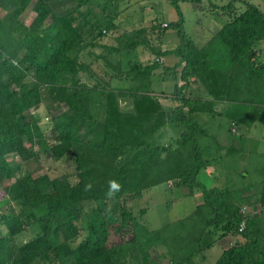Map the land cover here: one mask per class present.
<instances>
[{"label": "trees", "instance_id": "obj_1", "mask_svg": "<svg viewBox=\"0 0 264 264\" xmlns=\"http://www.w3.org/2000/svg\"><path fill=\"white\" fill-rule=\"evenodd\" d=\"M34 1L0 0V10L5 13L0 17V183L21 208L18 215L5 221L9 236L0 238V264H68L72 261L74 264H120L122 255L118 249L121 248H108L113 226L104 220L91 223L87 242L75 247L80 233L77 224L82 204L121 199L171 180L176 181V187L190 191L199 189L203 195V203L197 205L195 213L205 216L206 231L213 240L205 241L199 247L200 251L211 248V241L215 242V239L230 233L239 234V240L232 248L223 251L216 264H264L260 221L242 213L243 207L252 206L251 197L245 196L250 189H232L228 185L209 188L199 182L202 170L213 166L204 157L211 151V146L200 148L195 135L205 129L186 121L183 112L188 107V115L192 117L199 113H214L216 102L227 100L264 107V62H260L255 50L256 44L264 43V12L255 4L243 0L241 3L245 9L240 13L236 10V1L240 0H230L222 6L216 4V10L227 14L222 16L227 21L204 45L198 46L185 31L180 3H199L201 0H164L177 11L178 19L170 23V28L172 26L177 31L181 41L177 48L164 52L175 55L179 59L178 66L182 67L183 84L172 98L181 102V112L175 122L186 123L189 127L180 143V151L191 149L192 152L189 161L175 165L173 160L172 165V156L166 161V158L157 155V150L149 154L140 150L144 144L140 143L142 122L147 119L151 128L167 123L164 116L158 113L163 97L157 96L151 89L159 61L134 64L128 74H121L125 79L133 75L131 82L134 85L129 90H119L117 95L115 90H110L106 96L104 121H98L92 113L93 99L88 88L80 86L74 79L85 68L84 62L70 55L71 48H76V45L68 40L63 31L58 32L50 42L42 35H32L46 31L57 19L78 14L82 8L90 6L91 0H77L75 6L64 13H58L47 0ZM116 4V0H110L100 12L106 29H110V23L114 21L113 17H107V11ZM29 7L36 16L27 26L20 18ZM153 24L156 25L154 22L152 27ZM135 48L136 44L131 42L124 49L130 51ZM110 49L124 53L120 47L112 46ZM69 75L74 77L67 85ZM193 82L206 89L211 98L207 106L194 104L184 94ZM43 90H46L50 101L66 106L63 112L52 118L55 143L45 152L54 162L72 154L80 174V183L76 186L65 178L50 174L38 178L31 175L17 178L15 168L6 160L9 154H16L23 161L31 160L34 156L32 148L36 142L43 141L44 133L37 121L28 115L30 110L43 102ZM118 95L131 101L130 110H120ZM260 108L254 112L253 118L240 120V124L248 128L255 122L264 125V110ZM238 120L236 123H239ZM226 149V154L237 152L235 148ZM160 150L170 154L176 152L166 148ZM167 165L170 171L164 167ZM10 179L13 182L6 184ZM110 181L119 185L113 196L108 195ZM261 186L264 188L263 183L259 188ZM26 221L40 225L41 234L17 247L13 239L24 230ZM130 221L134 228H140L141 235L133 236L131 248L134 249L138 239L148 240L140 250L145 261L149 260L148 243L155 231L150 232L137 223L127 209L121 210L118 231L128 230L126 227ZM188 221L192 225L200 223ZM243 222L245 228L240 231ZM155 233L162 238L161 233ZM217 235L220 236L216 238Z\"/></svg>", "mask_w": 264, "mask_h": 264}, {"label": "rangeland", "instance_id": "obj_2", "mask_svg": "<svg viewBox=\"0 0 264 264\" xmlns=\"http://www.w3.org/2000/svg\"><path fill=\"white\" fill-rule=\"evenodd\" d=\"M36 1L38 0L34 2ZM47 1L58 13H64L65 10L72 9L77 0ZM109 1L91 0L90 6L82 8L78 14L66 19H57L46 31L32 35H42L50 42L58 32L63 31L68 40L76 45V48H71L70 55L77 56L80 62H84L85 68L75 77L69 75L66 83L70 85L74 77L80 86L88 88L93 99L92 113L98 121H104L107 107L106 96L110 90H115L114 94L117 95L119 90H129L134 85L131 82L133 75H129L127 79L120 75L128 74L134 64H151L158 60V68L154 71L151 89L157 96L163 97L158 113L164 116L167 123L159 128H151L148 124L150 121L143 120L144 122L140 125L141 135H143L140 143L144 144L140 150H145L147 154L157 150V155L162 159L166 158V161L172 156L170 160L172 165L173 160L175 165L187 162L191 158V149L181 152L180 143L183 142V136L189 131V127L186 123L175 122L181 112V102L172 99L183 84L182 67L178 66L179 59L175 55L164 54L165 51L177 48L181 43L177 31L172 26L170 28V23L178 19L177 11L171 3L164 0H116L118 4L109 8L106 14L107 17H113L114 21L110 23V29H106L100 12ZM229 1L201 0L199 3H180L185 19V31L198 46L205 44L217 33V25L224 24L225 20L222 16L227 14L225 15V12L221 14L216 8L218 5H227ZM243 1L255 4L264 12V0ZM236 2V10L240 13L245 6L241 0ZM4 15V11L0 10V17ZM35 16L33 9L29 7L20 20L30 26ZM154 22L156 25L153 24L152 27ZM208 26L214 32H210ZM114 28L117 29L116 32ZM104 30L107 31L106 34L103 33ZM131 42L136 44V48L128 52L124 48ZM112 46L124 49V53L119 54L109 50ZM258 46L264 47V43L261 42ZM257 58L260 62H264L262 55H258ZM184 94L196 105L207 106L208 102H211L206 89L196 82H193ZM166 96L169 97L165 98ZM118 97L120 110L123 112L130 110L131 101L125 96L118 95ZM50 100L46 90H43V102L28 112L44 133L43 141L36 142L32 148L33 158L23 161L16 154H9L6 160L11 167L15 168L17 178L27 175L38 178L50 174L53 177L65 178L71 185L76 186L80 183V174L71 158L72 154L68 158L54 162L45 152L55 143L52 118L66 109L64 104ZM258 107L264 110V107L258 104L251 105L227 100L217 101L214 113H200L192 117L188 115V107H185L183 112L186 121H191L199 125L200 129H205L204 132L197 131L195 135L200 148L207 149L211 146V151L205 153L204 157L210 160V165L213 166L209 168L206 166L202 170L198 177L199 182L209 188L228 185L232 189H250L245 196L251 197L252 206L243 207L242 213L259 219L261 234L264 238V206L260 205L264 204V188L263 186L256 188V185L264 184V125L255 122L248 128L239 122L245 118H253ZM237 118L239 123H236ZM260 144L263 145L262 148L259 147ZM27 146H30L28 142ZM227 147L237 148V152L226 154ZM164 148L170 152H176L170 154L168 151L160 150ZM164 167L169 170V165ZM12 182L10 179L6 184ZM202 203L203 195L199 189L190 191L187 188L176 187L175 180L166 181L131 196H123L121 199H110L104 202L87 201L81 207L82 212L77 224L80 233L74 245L77 247L85 244L91 234L90 224L104 220L113 226L110 230L111 238L108 241V248H121L118 249L122 255L120 264H216L223 251L232 248L240 236L230 233L226 237L215 239V242L211 241V248L200 251L199 247H202L205 241L213 240L206 231L205 216L195 213L197 205ZM20 209L18 201L7 194L4 191V184L0 183V238L9 236L5 221L7 218L18 215ZM123 209H127L137 223L145 226L148 231L162 234L164 239L157 233H152L154 240L151 239L148 243L149 260L145 261L140 250L145 247L148 240L138 239L135 246L133 245L134 249L131 248L133 236L140 234V228H134L130 221L126 227L129 231L120 229L118 231ZM193 215L194 217H190ZM188 219L200 223L193 226ZM40 234V225L26 221L24 230L13 241L17 247H20ZM219 236L217 235L216 238ZM68 264H74V262Z\"/></svg>", "mask_w": 264, "mask_h": 264}, {"label": "crops", "instance_id": "obj_3", "mask_svg": "<svg viewBox=\"0 0 264 264\" xmlns=\"http://www.w3.org/2000/svg\"><path fill=\"white\" fill-rule=\"evenodd\" d=\"M137 1H139V0H137ZM224 19V18H223ZM225 20V22L227 21L226 19H224ZM224 22V23H225ZM214 23V22H213ZM209 27V31L210 32H214L212 29H210V26H208ZM214 27H216V25H215V23H214ZM206 29V28H205ZM221 29V25H217V28H216V30H220ZM204 45V44H203ZM256 47H258V49H256ZM255 50L257 51V54L258 55H262L263 56V58H264V47H262V46H258V44H256V46H255ZM200 114V113H199ZM198 115V114H197ZM259 147H263V145L262 144H260L259 145ZM218 148V147H217ZM228 149H231L230 147H227ZM237 149V148H236ZM227 150V149H226ZM264 156V155H263ZM264 172V171H263ZM263 178H264V173H263ZM256 188L258 189L259 188V185H256Z\"/></svg>", "mask_w": 264, "mask_h": 264}, {"label": "clouds", "instance_id": "obj_4", "mask_svg": "<svg viewBox=\"0 0 264 264\" xmlns=\"http://www.w3.org/2000/svg\"><path fill=\"white\" fill-rule=\"evenodd\" d=\"M109 184H110V188L108 195L113 196L115 195V192L119 190V185L115 181H110Z\"/></svg>", "mask_w": 264, "mask_h": 264}, {"label": "built area", "instance_id": "obj_5", "mask_svg": "<svg viewBox=\"0 0 264 264\" xmlns=\"http://www.w3.org/2000/svg\"><path fill=\"white\" fill-rule=\"evenodd\" d=\"M244 228H245V223L243 222V223L240 225V231H242Z\"/></svg>", "mask_w": 264, "mask_h": 264}]
</instances>
